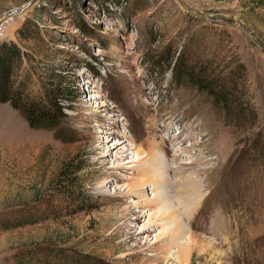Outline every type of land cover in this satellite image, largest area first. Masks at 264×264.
Wrapping results in <instances>:
<instances>
[{
    "label": "rangeland",
    "instance_id": "374dc122",
    "mask_svg": "<svg viewBox=\"0 0 264 264\" xmlns=\"http://www.w3.org/2000/svg\"><path fill=\"white\" fill-rule=\"evenodd\" d=\"M250 2L0 0L3 38L20 42L18 29L38 17L42 38L26 47L65 61L81 93L65 123L74 143L31 129L11 105H0V222L51 198L67 165L81 169L80 183L92 196L81 212L0 230V264H15L20 251L39 246L113 264H176L173 253L185 245L168 221L183 222L187 211L189 229L202 243L184 264H221L206 254L211 246L236 252L222 264H264V6L254 8ZM81 23L95 38L78 28ZM36 58L30 65L41 72ZM176 61L180 67L209 61L218 72L235 76L243 64L247 82L238 79L239 87L251 94L257 121L227 116L180 76V67L173 70ZM190 127L193 142L184 141ZM178 129L186 130L184 147L198 143L192 151L197 162H179L192 164L183 166L193 174L194 186L181 190L178 178L170 177L169 207L162 212L145 208L142 215L135 203L145 206L154 197L152 185L140 188L150 177L122 166L124 146L117 144L130 139L135 148L149 150L142 143L149 139L160 145ZM173 157L169 150L168 169L177 167ZM150 221L155 227L145 230ZM251 223L260 227L251 231Z\"/></svg>",
    "mask_w": 264,
    "mask_h": 264
},
{
    "label": "trees",
    "instance_id": "16d2710c",
    "mask_svg": "<svg viewBox=\"0 0 264 264\" xmlns=\"http://www.w3.org/2000/svg\"><path fill=\"white\" fill-rule=\"evenodd\" d=\"M254 8L264 6V0H251ZM38 17L28 19L17 31L20 42L0 40V105H11L34 130L52 132L54 138L63 143H74L75 134L65 126L67 110L73 109L77 91V82L72 81L75 73L65 61L59 63L49 55L40 54L26 47V43L40 41L41 30ZM89 38H95L93 32H87L84 23L77 25ZM37 54V55H35ZM36 56L41 62V72L34 63ZM178 59V58H177ZM78 62L74 60L71 64ZM180 63H174L173 70L178 71ZM180 76L211 103L241 122L248 120L255 123L257 112L251 103V94L240 90L239 80L247 82V69L238 66V74L218 72L209 61L197 64L183 62ZM70 80H69V79ZM36 89V91H34ZM81 94V93H80ZM78 94V95H80ZM247 96V97H246ZM81 169H72L69 165L59 174L51 198L42 205L28 211H14L0 222L1 231H9L25 226H32L42 220L57 218L60 213L74 214L89 206L92 196L80 183ZM15 264H113L101 258L71 250H55L39 246L20 251Z\"/></svg>",
    "mask_w": 264,
    "mask_h": 264
},
{
    "label": "bare ground",
    "instance_id": "6f19581e",
    "mask_svg": "<svg viewBox=\"0 0 264 264\" xmlns=\"http://www.w3.org/2000/svg\"><path fill=\"white\" fill-rule=\"evenodd\" d=\"M0 36H4L3 31H0ZM152 121H154V120L152 119ZM183 121H184V119H183ZM155 124H156V122H155ZM0 126H2V125L0 124ZM152 126H154V125H152ZM152 126H149V128L153 129V131H151V133L153 134V136L158 138V134L156 132V129H154ZM168 130L166 132H169ZM178 130L181 131L180 129H178ZM191 130H192V128L190 127V129L188 130V133H187V137L185 138L184 141L188 140V141L193 142L192 139H193V136H195V131L191 132ZM185 131L183 130V131L177 133V135H174V134L168 135L169 139L164 140L162 142V144H160V145H156L153 143V140L151 141L148 139L149 141L147 140L145 143H142V145L143 146L149 145L148 146L149 150H146V148H142V149L141 148L140 149L135 148L133 145H130V142L132 143V141H130V139H128V140L124 139L121 143L117 144V146L118 145L124 146L121 149V155H119L120 156L119 160L124 162V164L122 166H126L128 169L132 170L133 173H136V172L141 173L142 172V173H146V175L150 177L148 180H146L142 184V187L140 186V188H146L147 186L152 185V187L154 189L153 193L155 194L154 197L152 198V200H149L145 206H143V204H141L140 202L135 203L136 208L142 209V211L140 212L142 215L144 214L145 208H155L158 211L162 212L163 209H165V206L170 203L169 202L170 199L168 200V192H166L168 187H170L172 185L170 177L174 176L175 178L176 177L178 178V180H179L178 183L181 182L180 184H178V186H180L181 190H187V189H190L191 187L194 186V180L192 178L193 174L192 173L187 174L186 173L187 171H185V168H184L185 165H192V164L191 163L190 164H187V163L179 164V162H181L180 161L181 159L182 160L189 159V160H192V162L193 161L197 162L195 157L192 156L193 155L192 151L198 147V143L194 142L190 148L184 147L185 143H184V141L181 140V137L183 136ZM154 132H155V134H154ZM165 146H169L170 148H167L165 150ZM125 148L127 149V151H125ZM131 150L133 152L135 151V153L137 154V156H136L137 160L135 159L134 153L130 154ZM169 150L171 152L173 151V153H174V157H173L174 160L172 163H174V165L177 166L175 169H170V168L168 169L167 164H166L167 162L165 159L169 155ZM145 154H146V157L142 158V156ZM130 155H132V156L130 157ZM122 158H123V160H122ZM142 160H145V161L142 162ZM174 182L176 183V181H174ZM174 182H173V184H174ZM174 185L176 186V184H174ZM127 193H130V192H127ZM184 205H188V203H186ZM166 207H169V206H166ZM185 208L187 210H189L187 208V206H185ZM170 209L171 210H169V211H171V212L176 211L174 208H170ZM157 213H159V212H157ZM163 214L165 215V213H163ZM163 214H161V216ZM155 215H158V214H155ZM155 215L153 214L151 217H153ZM186 216H187V218H186ZM186 216H185L183 222L181 220H177L176 217H174V218L171 217L172 221H170V220L168 221V224H170L169 227L175 229L174 230L176 232L175 235L177 237H182L180 245L181 246L185 245L184 247L180 248L179 251H176L173 253L174 254L173 256L176 260V264H184V262H187L186 260L189 257L190 252L195 250L196 248H198L200 246V242H201L200 237L197 234H195L194 232H192V230L189 229L190 222L188 221V219L191 218V212L187 211ZM163 218H160V219H163ZM150 219H152V218H150ZM150 223H151V221L148 223L149 224L148 228H144L145 230L150 229V227H153V226L155 227L156 224H150ZM157 225H159V224H157ZM249 227H251L250 230L253 231V227L257 228V227H260V225L256 224V223H251V225H249ZM165 229L167 230V228H165ZM165 229H164V231H165ZM164 231H163V234L166 233ZM171 238H174V237H171ZM188 245H190V248H187ZM228 252H221L216 247L211 246L209 249H207L206 254L215 256V260L220 259L219 263L222 264L223 259H226V257L237 255L236 252H234V253L233 252L228 253ZM227 259H229V258H227ZM231 259H232V257H231Z\"/></svg>",
    "mask_w": 264,
    "mask_h": 264
},
{
    "label": "built area",
    "instance_id": "2783aa9c",
    "mask_svg": "<svg viewBox=\"0 0 264 264\" xmlns=\"http://www.w3.org/2000/svg\"><path fill=\"white\" fill-rule=\"evenodd\" d=\"M1 31V30H0ZM3 39V36H0V40Z\"/></svg>",
    "mask_w": 264,
    "mask_h": 264
}]
</instances>
